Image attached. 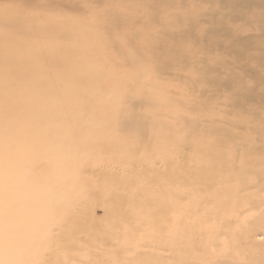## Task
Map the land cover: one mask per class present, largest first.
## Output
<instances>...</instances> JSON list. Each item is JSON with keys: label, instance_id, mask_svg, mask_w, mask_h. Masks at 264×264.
I'll list each match as a JSON object with an SVG mask.
<instances>
[{"label": "rangeland", "instance_id": "1", "mask_svg": "<svg viewBox=\"0 0 264 264\" xmlns=\"http://www.w3.org/2000/svg\"><path fill=\"white\" fill-rule=\"evenodd\" d=\"M62 52L67 160L31 144L23 189L0 139V264H264V0H0V134Z\"/></svg>", "mask_w": 264, "mask_h": 264}, {"label": "bare ground", "instance_id": "2", "mask_svg": "<svg viewBox=\"0 0 264 264\" xmlns=\"http://www.w3.org/2000/svg\"><path fill=\"white\" fill-rule=\"evenodd\" d=\"M52 47V48H56ZM58 50V49H57ZM61 58L55 59L53 65L50 66L54 72V78L57 81H61L64 83L66 88L64 92H57L53 87H47V93L45 90H40L39 92L29 93V95L22 101H19L18 105L10 104L9 108L14 110V117L24 115L26 117L25 123L21 124L18 130H7L5 134H0V139L6 141V145L8 147H14L12 151L11 157L5 160V165H13V168L8 170V173H20L22 175V181L20 185L23 189H36L40 192L41 188L38 186V181L34 179L35 172H26L22 167L21 163L24 159H27L30 155V145L34 144L38 149H43L46 152L47 157L56 159L54 162L57 163L59 161L67 160L66 151L62 145V142L57 141L55 139H48L47 141L43 138L44 135L39 133V129L37 125L41 123L40 121H46L48 124V133L47 134H54V135H65L68 124L66 123L65 119L62 118V115H67L70 110V105L72 102L76 103L74 100V94L77 95V92L84 90L85 83L84 79L85 76L83 72L73 70L70 73H67V76L63 77L62 73L56 69L63 70L62 63L65 64L64 59V52L58 54ZM66 65V64H65ZM48 66V65H47ZM24 89V88H22ZM47 99H51V105H48ZM36 103L34 106H39V110H33L32 105ZM17 111H21L20 115L17 114ZM91 123L95 126H98V129H101V125L95 119H90ZM134 127L130 130L131 133H138L141 134L142 130L138 126L137 122H133ZM134 129V130H133ZM13 134L18 135L19 137L16 138ZM46 134V135H47ZM51 146H50V144ZM107 143V142H106ZM103 144V143H99ZM107 143L106 146H108ZM45 145V146H44ZM105 146V145H104ZM110 148V147H109ZM2 149V146H0ZM42 151V150H41ZM258 165L264 167V162L261 163L259 161H255ZM234 170L229 171V193L227 192L226 195H229L231 192L242 188L243 186V178L241 174ZM195 174H204L205 169L198 168L194 171ZM255 173V172H254ZM110 180L117 182L114 177H109ZM234 180L235 186H231V181ZM150 182V178L148 179ZM222 186H224L225 182H220ZM122 199V197H120ZM118 201V200H117ZM231 202L229 201V208L231 207ZM22 206L26 209H33L37 208V205L31 201V199H25L22 203ZM118 207V206H116ZM171 205H168L165 209L158 210L156 214V219H160L162 214L166 211V209H170ZM14 208L8 207L5 209L3 214L1 215L0 219H2L6 212L9 210H13ZM114 211V210H113ZM115 211H117L115 209ZM153 216V214H151ZM13 220L15 218H12ZM17 234V233H16Z\"/></svg>", "mask_w": 264, "mask_h": 264}]
</instances>
